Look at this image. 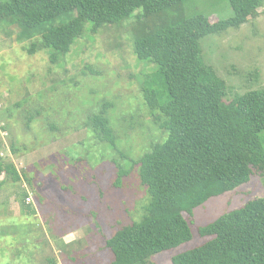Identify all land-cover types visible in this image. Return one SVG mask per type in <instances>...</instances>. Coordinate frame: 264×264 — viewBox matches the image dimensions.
<instances>
[{"label": "rangeland", "instance_id": "1", "mask_svg": "<svg viewBox=\"0 0 264 264\" xmlns=\"http://www.w3.org/2000/svg\"><path fill=\"white\" fill-rule=\"evenodd\" d=\"M185 7L186 15L202 12L212 22L233 14L229 0H188ZM257 11L240 26L201 39L205 62L228 84L226 100L264 87V5ZM68 19L61 15L31 30L0 23V156L22 173L18 182L0 174V264H49V257L58 264H110L106 240L139 220L149 200L138 166L122 156L138 159L164 136L141 90L140 78L157 66L133 51L137 17L97 32L88 22L57 63L49 48L29 51L51 25ZM105 101L119 137L116 149L88 123ZM36 107L29 132L28 113ZM117 163L129 170L121 182ZM260 196L264 173L255 170L250 181L185 213L192 239L153 255V264H172V256L207 239L199 225Z\"/></svg>", "mask_w": 264, "mask_h": 264}, {"label": "trees", "instance_id": "2", "mask_svg": "<svg viewBox=\"0 0 264 264\" xmlns=\"http://www.w3.org/2000/svg\"><path fill=\"white\" fill-rule=\"evenodd\" d=\"M187 1L0 0V23L28 30L69 15L45 30L29 49H51L53 63L84 35L88 22L97 32L137 17L133 51L138 59L157 66L140 78L141 90L164 136L151 142L138 159L122 153L138 166L149 200L139 220L121 226L106 240L110 264H153V255L192 239L185 213L250 181L255 170L264 173V87L236 92L226 100L228 84L205 62L201 44L209 34L247 22L264 0H229L233 14L214 22L202 12L186 15ZM110 104L105 101L102 112L91 115L88 123L116 149L119 137L105 115ZM36 108L28 113L29 132L40 112ZM11 146L17 152L15 143ZM116 165L121 182L129 170ZM2 172L14 182L22 179L16 163L0 156ZM197 230L207 239L172 256V264H264V196L249 199ZM47 261L59 263L55 257Z\"/></svg>", "mask_w": 264, "mask_h": 264}, {"label": "built area", "instance_id": "3", "mask_svg": "<svg viewBox=\"0 0 264 264\" xmlns=\"http://www.w3.org/2000/svg\"><path fill=\"white\" fill-rule=\"evenodd\" d=\"M28 199H29V201H30L31 197H28Z\"/></svg>", "mask_w": 264, "mask_h": 264}]
</instances>
